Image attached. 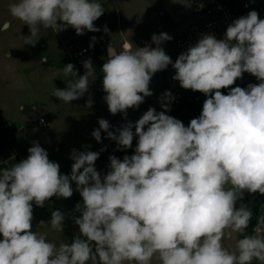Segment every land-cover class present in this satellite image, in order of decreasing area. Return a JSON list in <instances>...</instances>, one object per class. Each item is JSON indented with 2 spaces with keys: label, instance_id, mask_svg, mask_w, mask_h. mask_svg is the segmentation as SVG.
Returning a JSON list of instances; mask_svg holds the SVG:
<instances>
[{
  "label": "clouds",
  "instance_id": "obj_1",
  "mask_svg": "<svg viewBox=\"0 0 264 264\" xmlns=\"http://www.w3.org/2000/svg\"><path fill=\"white\" fill-rule=\"evenodd\" d=\"M8 11L29 27L25 44L35 46L41 30L100 31L94 21L105 10L98 0H9ZM171 39L160 33L151 37L155 47H110L101 68L104 100L112 115L138 108L153 95L154 74L171 64L182 88L207 97L200 116L185 126L167 115L174 97L166 91L164 111L150 107L135 124L110 131V123L99 119L92 132L97 142L103 131L128 149L138 137L133 155L109 157L103 178L95 168L98 152L73 150L71 174L64 175L33 142L26 159L0 170V264H264V215L245 234L253 212L237 206L245 193L264 195V19L252 10L233 21L223 39L205 34L174 63L161 47ZM83 67L78 75L72 63L64 66L65 76L78 78L50 95L66 104L82 98L95 74L90 59ZM244 73L259 83L230 87ZM92 103L90 98L86 107ZM73 182L82 197L74 209L79 216H73L79 233L57 246L33 230V204L70 198ZM65 218L54 210L38 226L63 232ZM234 234L241 238L226 247Z\"/></svg>",
  "mask_w": 264,
  "mask_h": 264
},
{
  "label": "rangeland",
  "instance_id": "obj_2",
  "mask_svg": "<svg viewBox=\"0 0 264 264\" xmlns=\"http://www.w3.org/2000/svg\"><path fill=\"white\" fill-rule=\"evenodd\" d=\"M98 2L105 10L104 14L94 21V25L100 31H88L92 38H96L91 41L95 47V61L92 63L95 74L89 78L90 82L92 80L89 91L82 98L66 104L50 95L54 88L65 89L67 82L78 78L64 75V66L72 62L60 42L51 30H41L39 38H43L42 40L48 43L47 46L40 47L37 43L35 46L25 44L24 37L30 35L27 25H23L21 21L10 15L9 0H0V149L4 143L9 144L11 140L16 141L18 148L16 152H12L9 148V151L4 153V156H11L0 161V170L10 168V165L13 166L16 162L26 159L29 155L28 149L33 142H38L47 151L49 159L59 164L60 173L70 175L74 163L70 158L73 150L99 151L101 145L92 136L93 130L99 128V119H106L111 125L109 130L115 131L129 122L135 124L150 107L155 108L157 112L163 110L161 97L163 93L169 91L167 77L175 75V69L171 64L167 69L154 74L149 84L153 95L146 97L138 108H129L126 114L112 115L109 112L104 100L106 93L102 86L101 71L108 55L106 48L102 46V40L106 33H111L113 44L116 50L120 51L122 50L120 42L116 40L118 31L127 30L129 37L135 42L149 35L151 47H155L151 42L153 34L167 33L172 39L163 42L161 47L174 63L181 53L175 45L171 32L174 25L186 20L187 0H98ZM4 21L9 25L6 29L1 28ZM104 26H107L108 32L103 30ZM135 46L137 47L136 44ZM44 56L47 57V61L43 63L41 57ZM75 70L78 75L85 73V70L80 71L76 67ZM258 83L255 76L244 73L242 78L236 81V86L246 88L249 84ZM190 92L194 91L190 90ZM90 98L93 103L92 107L88 108L86 102ZM45 110L50 122L42 125L37 117ZM101 138V142L109 144L107 133L101 131ZM54 143L61 147L59 151L53 148ZM67 146L71 147L69 152L64 151V147ZM136 146L137 142L132 146L133 154ZM2 153L0 150V157ZM101 153L103 160L96 163L95 168L103 178L110 171V160L107 155H113L114 152L109 147ZM72 187L73 194H77L82 202V197L75 190L74 182ZM254 195L245 193L237 206L246 201L251 203ZM64 201L65 198L52 197L44 207L33 204V230L50 233L52 231L50 226L39 227V222L47 223L51 219L52 211L62 208ZM2 238L0 236V239ZM237 238V234H234L232 240L226 239L225 246L234 247Z\"/></svg>",
  "mask_w": 264,
  "mask_h": 264
},
{
  "label": "built area",
  "instance_id": "obj_3",
  "mask_svg": "<svg viewBox=\"0 0 264 264\" xmlns=\"http://www.w3.org/2000/svg\"><path fill=\"white\" fill-rule=\"evenodd\" d=\"M187 4L186 20L176 25L171 32L181 54L205 34H213L217 39H223L227 27L252 10L257 11L260 19H264V0H187ZM58 23L60 22L58 21ZM54 35L68 59L77 69L84 71L83 62L88 59L93 63L92 48L84 37L76 34L75 29L69 26L66 30L54 33ZM173 76L167 77L169 92L174 97L170 107L178 106L184 101H205L207 97L204 94L198 91L190 92V90L182 88L179 81L174 80ZM233 86L236 87V82ZM37 119L42 124L46 123L44 115H38ZM249 204L250 202L246 201V206ZM260 215H264V196L257 203L255 216L247 229V234H252L257 223L256 217Z\"/></svg>",
  "mask_w": 264,
  "mask_h": 264
},
{
  "label": "crops",
  "instance_id": "obj_4",
  "mask_svg": "<svg viewBox=\"0 0 264 264\" xmlns=\"http://www.w3.org/2000/svg\"><path fill=\"white\" fill-rule=\"evenodd\" d=\"M20 22V21H19ZM176 25H174L175 27ZM28 27V26H27ZM160 29V27H159ZM28 30H29V27H28ZM30 31V30H29ZM119 34L117 35V42H120V46L122 48V44L124 42H129V43H132L133 44V47L135 46V44L137 45V47H143V46H149L150 45V41L148 40L149 38V35H147L146 37H143L141 40H139L138 42H135L134 40H132L130 37H129V34L127 32V30H122V31H118ZM152 33V32H150ZM149 34V33H148ZM82 37H84V39L87 41V43L90 45V47L92 48L93 50V56H94V60L93 62L95 61V47L93 46V44H91V41H92V36L91 34L85 30V33L83 35H81ZM115 36V35H114ZM116 37V36H115ZM43 38H39L38 39V42L37 44L40 45V47H44V46H47L48 43H46L45 41L42 40ZM113 35H111V33L107 34L106 33V36L104 37V39L102 40V46L104 48H107V46L110 44L112 45L114 48V44H113ZM58 40V39H57ZM100 41V39H99ZM95 43V42H94ZM96 45V43L94 44ZM99 46V45H98ZM97 49V48H96ZM116 49V48H115ZM98 53L100 54L99 50L97 49ZM46 57V56H44ZM46 112L47 110L39 113L38 115H44L45 119H46V123L45 124H42V125H47L50 120L48 118V116H46ZM38 120V119H37ZM39 122V121H38ZM40 123V122H39ZM7 125V123H5V126ZM9 125V124H8ZM9 127V126H7ZM108 141H110V139H108ZM99 145H101L100 149H98L99 151V157L98 159L95 161V164L98 163L99 161H102L103 160V157L101 156V152L104 150V149H108L110 146V143L107 145V143L105 144V142H99ZM9 148L12 150V152H16L17 151V143L16 141H10L9 144H6L4 143L1 147V152L2 155L0 158H2L0 161L4 160V159H7V158H10V156H4V153L8 152L9 151ZM55 150L59 151L61 149L60 146H58L56 143H54V147H53ZM70 146H67L64 147V151L65 152H69L70 151ZM112 148V147H111ZM113 149V148H112ZM109 152V151H108ZM113 152L112 153L113 155H107V157H111V156H115L117 157L119 160L120 158L116 155L114 149H113ZM107 154V153H106ZM109 154V153H108ZM10 167H12L10 165ZM82 203L81 202V198L79 196H77V194H73L70 198H67L65 199V201L63 202V207L60 208L59 210L64 212L66 214V218H65V221H64V229H63V232H56V231H50V233H48V239L52 242H54L57 246H59L61 243H64V242H68V243H71L73 237L75 235H77L79 233V228L78 226L74 223L73 221V216H79V213L78 212H75L74 209H75V205L77 203ZM238 237V236H237ZM87 264H93V262L90 260L87 262ZM152 264H159L158 261H156L155 259L153 260ZM252 264H259L258 261L256 260H253Z\"/></svg>",
  "mask_w": 264,
  "mask_h": 264
},
{
  "label": "trees",
  "instance_id": "obj_5",
  "mask_svg": "<svg viewBox=\"0 0 264 264\" xmlns=\"http://www.w3.org/2000/svg\"><path fill=\"white\" fill-rule=\"evenodd\" d=\"M230 87H234V86L232 85ZM221 91L224 94H228V92L230 91V88L229 89H221ZM203 102L204 101H184L178 106L170 107V110L168 112H166V114L170 115L172 117H175L176 119L182 121L185 126H188L191 119L198 118L200 116V114L202 112ZM162 111H164V109ZM132 130H133V132H135L134 127ZM137 141H138V137L134 136L132 146ZM109 143L121 161L123 160L125 155H127V156L133 155L132 147L128 148V149H124L122 147H119L117 145V143L111 139H110ZM262 196H264V195H260V194L256 193L252 198V202L248 206L249 209L253 212V218L250 221V224L252 223V221L254 219L257 203L261 199ZM245 234H247V230H246ZM238 238H241V237L238 236Z\"/></svg>",
  "mask_w": 264,
  "mask_h": 264
},
{
  "label": "water",
  "instance_id": "obj_6",
  "mask_svg": "<svg viewBox=\"0 0 264 264\" xmlns=\"http://www.w3.org/2000/svg\"><path fill=\"white\" fill-rule=\"evenodd\" d=\"M6 23L8 24L7 21H4V22L2 23V25H1V28H4V25H5ZM110 47H113V46L109 44V45L107 46V48H106L107 55H108V50H109ZM243 204L246 205V202H244Z\"/></svg>",
  "mask_w": 264,
  "mask_h": 264
},
{
  "label": "bare ground",
  "instance_id": "obj_7",
  "mask_svg": "<svg viewBox=\"0 0 264 264\" xmlns=\"http://www.w3.org/2000/svg\"><path fill=\"white\" fill-rule=\"evenodd\" d=\"M127 42V41H126ZM129 43V42H128Z\"/></svg>",
  "mask_w": 264,
  "mask_h": 264
}]
</instances>
